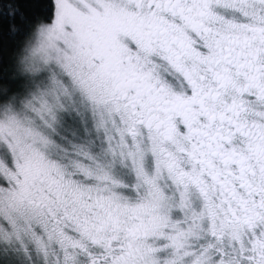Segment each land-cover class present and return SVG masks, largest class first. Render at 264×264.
<instances>
[{
  "label": "snow or ice",
  "instance_id": "1",
  "mask_svg": "<svg viewBox=\"0 0 264 264\" xmlns=\"http://www.w3.org/2000/svg\"><path fill=\"white\" fill-rule=\"evenodd\" d=\"M0 264H264V0H0Z\"/></svg>",
  "mask_w": 264,
  "mask_h": 264
}]
</instances>
